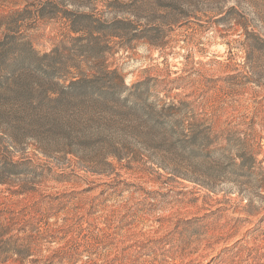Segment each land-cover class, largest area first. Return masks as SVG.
Wrapping results in <instances>:
<instances>
[{
	"label": "rangeland",
	"instance_id": "obj_1",
	"mask_svg": "<svg viewBox=\"0 0 264 264\" xmlns=\"http://www.w3.org/2000/svg\"><path fill=\"white\" fill-rule=\"evenodd\" d=\"M0 264H264V0H0Z\"/></svg>",
	"mask_w": 264,
	"mask_h": 264
},
{
	"label": "trees",
	"instance_id": "obj_2",
	"mask_svg": "<svg viewBox=\"0 0 264 264\" xmlns=\"http://www.w3.org/2000/svg\"><path fill=\"white\" fill-rule=\"evenodd\" d=\"M74 21H76V20H74ZM77 26H75V24L73 23V31H77Z\"/></svg>",
	"mask_w": 264,
	"mask_h": 264
}]
</instances>
